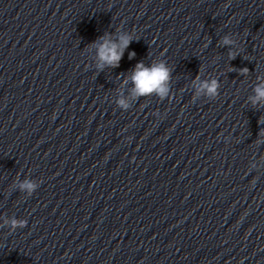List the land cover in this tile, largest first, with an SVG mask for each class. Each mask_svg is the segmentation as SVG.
<instances>
[{
  "label": "clouds",
  "instance_id": "clouds-1",
  "mask_svg": "<svg viewBox=\"0 0 264 264\" xmlns=\"http://www.w3.org/2000/svg\"><path fill=\"white\" fill-rule=\"evenodd\" d=\"M103 43H98L96 47L98 48V60L99 64L97 67L99 69H103L105 65L109 67H118L121 58L123 57L124 50L128 48L131 43L133 37L131 35L125 34L119 37V42H113L108 38V34H105L104 37L101 38ZM232 41L226 36L223 39V44L228 45L231 44ZM232 58L235 57V53H230ZM135 56V53H129V58L131 59ZM242 73H246L247 69H242ZM170 79V70L165 67L164 63H154L151 67H145L143 62L137 63L135 69L133 70L131 80L135 85L133 89V96H147L152 93H159L163 95L165 92V83ZM202 89H206L209 95H214L218 88V83L213 80L211 83L203 82L201 85ZM257 94V100H264V87L258 86L255 89ZM118 103L127 107V104L123 99L118 101ZM255 103V100H254ZM22 190H28L31 193L32 190L36 187L35 184L25 181L20 185ZM25 221H17L13 219L11 221L13 229L16 227H24Z\"/></svg>",
  "mask_w": 264,
  "mask_h": 264
}]
</instances>
